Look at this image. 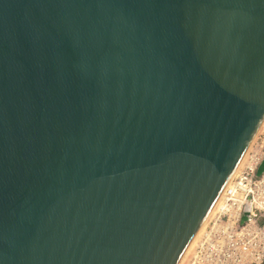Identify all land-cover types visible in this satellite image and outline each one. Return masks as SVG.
Listing matches in <instances>:
<instances>
[{
    "label": "water",
    "instance_id": "water-1",
    "mask_svg": "<svg viewBox=\"0 0 264 264\" xmlns=\"http://www.w3.org/2000/svg\"><path fill=\"white\" fill-rule=\"evenodd\" d=\"M263 124L264 0H0V264H179Z\"/></svg>",
    "mask_w": 264,
    "mask_h": 264
},
{
    "label": "built area",
    "instance_id": "built-area-1",
    "mask_svg": "<svg viewBox=\"0 0 264 264\" xmlns=\"http://www.w3.org/2000/svg\"><path fill=\"white\" fill-rule=\"evenodd\" d=\"M263 160L264 135L258 134L215 206L196 248L197 264H264V172L257 175Z\"/></svg>",
    "mask_w": 264,
    "mask_h": 264
},
{
    "label": "bare ground",
    "instance_id": "bare-ground-1",
    "mask_svg": "<svg viewBox=\"0 0 264 264\" xmlns=\"http://www.w3.org/2000/svg\"><path fill=\"white\" fill-rule=\"evenodd\" d=\"M263 128H264V124H263V126L261 127V129H260V131H259L258 134H260V132L262 131ZM249 149H250V148H249ZM244 159H245V157H244ZM244 159L242 160V162L240 163L239 167L237 168V170H236L234 176H236V175L238 174V171L242 168V166H243V164H244V162H243ZM234 176H233V177H234ZM215 211H216V208H213V210H212V212L210 213L209 217L206 219V221L204 222V224L202 225V227L200 228V230L198 231V233L196 234V236H195L194 239L192 240L191 244H190L189 247L187 248V250H186L184 256L182 257V259L180 260L179 264H183L184 261L186 260V258H187L188 256H191V255H192V253H193L192 251L194 250V249H193L194 246L196 247L197 243L200 242V240H201V238H202V235H203V233H204V230H205V228H206V226H207V224H208L210 218L214 215V212H215ZM191 252H192V253H191ZM189 254H191V255H189ZM189 260H190V257H189ZM189 260H188V262H189Z\"/></svg>",
    "mask_w": 264,
    "mask_h": 264
},
{
    "label": "rangeland",
    "instance_id": "rangeland-1",
    "mask_svg": "<svg viewBox=\"0 0 264 264\" xmlns=\"http://www.w3.org/2000/svg\"><path fill=\"white\" fill-rule=\"evenodd\" d=\"M263 134L264 135V128L262 129V131L260 132V134ZM197 245H198V243H197ZM197 245H196V247L194 246V250L191 252L192 253V255L191 254H189V255H191V256H188L187 258H186V260L184 261V263L183 264H197L196 262V260H198V253L196 254V248H197ZM196 256H197V258H196ZM189 257H190V260H189ZM188 260H189V262H188Z\"/></svg>",
    "mask_w": 264,
    "mask_h": 264
},
{
    "label": "crops",
    "instance_id": "crops-1",
    "mask_svg": "<svg viewBox=\"0 0 264 264\" xmlns=\"http://www.w3.org/2000/svg\"><path fill=\"white\" fill-rule=\"evenodd\" d=\"M259 135H262V133H261V134H259Z\"/></svg>",
    "mask_w": 264,
    "mask_h": 264
}]
</instances>
